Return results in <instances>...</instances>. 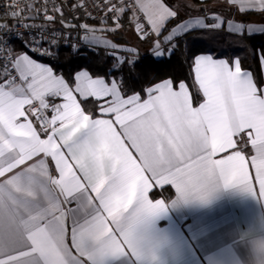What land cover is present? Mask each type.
Listing matches in <instances>:
<instances>
[{"label":"snow or ice","instance_id":"snow-or-ice-1","mask_svg":"<svg viewBox=\"0 0 264 264\" xmlns=\"http://www.w3.org/2000/svg\"><path fill=\"white\" fill-rule=\"evenodd\" d=\"M37 3L17 0L7 6L13 10L5 17L27 21L43 13L49 24L55 22L48 5ZM226 3L239 5L240 13L249 8L264 13V0ZM104 8L101 24L111 15L115 27L99 31L118 32L121 17L130 11L141 40L154 34L155 62L165 52L173 54L191 32L223 26L216 15L208 17L212 23L204 17L182 19L166 0H104ZM54 11L62 13V8L54 6ZM60 23L76 27L63 15ZM16 26L0 23V264H107L121 254L131 256L140 246L138 226L166 210L164 200L149 199L157 185H171L178 201L204 200L220 183L264 199V87L239 59L194 56L193 87L198 85L204 97L194 107L195 97L183 80L151 84L142 90L146 98L136 90V83L147 80V70L135 47L102 41L113 67L126 69L127 78L108 82L87 70L65 76L16 54L12 44L23 36ZM21 26L30 36L25 43L31 51L56 55L52 49L59 46V33L26 22ZM227 26L230 33L245 29L232 20ZM247 32L251 37L264 33V27L248 25ZM83 39L89 46L101 43L97 37ZM71 49L76 53L77 44ZM261 57L264 71V52ZM247 144L255 153L250 159L242 147Z\"/></svg>","mask_w":264,"mask_h":264},{"label":"crops","instance_id":"crops-1","mask_svg":"<svg viewBox=\"0 0 264 264\" xmlns=\"http://www.w3.org/2000/svg\"><path fill=\"white\" fill-rule=\"evenodd\" d=\"M166 2L178 9L182 14H185L183 16L185 20L190 17H204L207 23H212L213 21L209 20L208 17L212 15L221 17L223 26L215 31L250 39L264 35V33L254 32L249 37L247 32L248 25H252L254 28L264 27L263 13V15L246 16L250 12L261 13L257 9L249 8L246 12L240 13L238 11L239 5L232 6L230 3H226V0H166ZM65 12H67V9L62 6V13L59 12L55 16V22L59 26L65 27V25L60 23L61 15H63L66 24L76 25L75 29L78 33L75 37L87 45V41L83 39L85 36L88 39H92V37L100 38L101 43L99 45H88L93 50L95 47H104L102 43L104 39L110 40L106 32L99 31V29L105 27L104 24L100 22L92 24L85 18L79 21H70V23L64 14ZM227 20H232L234 23H242L245 25V29L239 33H230ZM180 22L178 20L175 23ZM0 23L11 24L10 20L1 16ZM175 23L169 25V29L175 27ZM45 24L49 28V23L45 22ZM81 24L97 31H86L79 27ZM208 31L211 30L202 29L191 33ZM124 32L130 38L133 36L132 34H137L134 24L128 30H124ZM164 34L166 35L167 33ZM151 37L154 42V34ZM12 47L15 49L16 54H27L30 58L40 63L48 64L47 60L51 58L49 56L30 54L26 52L25 46L17 41L12 44ZM43 47L46 48L48 46ZM168 55L165 52L161 59ZM152 57L156 59L153 55ZM214 58L227 59L230 62L239 59L229 55L220 58L214 56ZM261 58V55H259L261 86L264 87V71L261 70ZM193 83L194 73L192 71L191 85H186L195 97V107L204 101V97L201 92L197 91L198 85L193 87ZM141 95L146 98L145 93ZM57 102L60 101L58 100ZM128 147L133 156L138 159L135 149L131 145H128ZM242 147L244 154L249 159L255 154L250 144ZM231 151L219 153L214 158L221 159L225 155L230 154ZM51 167L54 170V164ZM256 188L258 191V185ZM149 199L153 200V202L156 199L164 200L166 210L150 217L138 226L136 235L140 241V246L131 256L121 254L118 257L110 258L107 264H264V199L252 195L240 186L225 187L222 183L217 185L204 200L189 199L187 201H178L175 189L171 185H164L163 188L158 185L155 186L150 190ZM70 231L69 221L67 239L69 245H71ZM73 254L75 255L74 249Z\"/></svg>","mask_w":264,"mask_h":264},{"label":"trees","instance_id":"trees-1","mask_svg":"<svg viewBox=\"0 0 264 264\" xmlns=\"http://www.w3.org/2000/svg\"><path fill=\"white\" fill-rule=\"evenodd\" d=\"M76 9V8H75ZM67 20L79 21L82 18L93 23H98L89 19L82 9L76 10V17L71 16L68 12L64 13ZM262 13L250 12L247 17L257 16ZM264 14V13H263ZM262 14V15H263ZM132 13L129 11L121 17L122 28L116 33L106 32L110 37V41L116 43L120 48L135 47L137 54L145 60L144 67L147 70V80H141L136 83L135 87L141 94L145 87L151 84L159 83L165 79H173L177 84L183 80L186 84L191 85L192 82V59L195 55L201 53H211L215 57L225 55L235 56L239 58L242 67L250 70L255 77L261 82L259 55L264 52V35L247 38L236 37L225 32L211 30L208 32L190 33L179 42V47L175 52L167 57L155 62L152 57L153 38L150 36L147 40H141L137 34L127 37L124 30L131 28L132 23L130 17ZM70 22V23H71ZM48 26V25H46ZM105 27H115L113 20H110L104 25ZM52 31L61 32L70 36H77L75 27H62L57 22L49 24ZM52 51L56 53L47 60V63L54 68L58 74L68 76L71 73L74 76L75 72L80 69H86L93 77L101 76L110 82L111 80H120L127 78V70L121 72L118 68H114L115 60L109 55V49L105 47H95L94 50H77L76 53L68 47L58 46ZM118 55L128 56L126 52H120ZM111 73L110 75H106ZM151 83H148V82ZM262 83V82H261ZM126 94H131L127 93ZM94 111L92 105L88 106ZM98 115V113H96Z\"/></svg>","mask_w":264,"mask_h":264},{"label":"built area","instance_id":"built-area-1","mask_svg":"<svg viewBox=\"0 0 264 264\" xmlns=\"http://www.w3.org/2000/svg\"><path fill=\"white\" fill-rule=\"evenodd\" d=\"M19 2L20 4H25V3H31L33 2V0H19ZM112 2L116 3L118 2V0H112ZM16 3H17V0H0V16L7 20H10L11 24L9 26L17 25L14 28L15 32L23 33V36L20 39H16L15 41L22 43L25 46L26 52H29L30 54H33V55H40L34 51H31V45H26L25 41L29 40L30 36L28 32L21 26V23L26 22L29 24H36L42 27H46V30L48 32H53V31L47 26H45L46 25L45 22L47 21L44 19L43 13L39 17L35 18L34 20H27V21H16V20L11 19L10 16L5 17L6 12L10 13L13 10V9H9L7 6L10 4H16ZM44 4L48 5V12H47L48 15L56 16L59 12L54 11V6H59L61 8L63 6L65 7V9H67V12H69L71 16L76 17L77 14H76L75 8L78 7V8H81L82 11H84L85 15L89 19L94 20L96 22H100L101 17H103L106 12V8H104V0H38L37 6L42 7ZM25 15H35V14L26 12ZM110 20H112L111 15H109L107 22ZM57 33H59V36H58L59 46L68 47L71 49V44L75 43L77 44V50H92V47H89L87 44H85L84 42H82L80 39H78L75 36L66 35L61 32H57ZM151 35L152 34H150V36ZM63 37H68L69 38L68 41L66 42L63 39ZM42 46H48V45L45 43Z\"/></svg>","mask_w":264,"mask_h":264},{"label":"rangeland","instance_id":"rangeland-1","mask_svg":"<svg viewBox=\"0 0 264 264\" xmlns=\"http://www.w3.org/2000/svg\"><path fill=\"white\" fill-rule=\"evenodd\" d=\"M180 15H181V18L183 19V16H184L185 14H182V13L180 12Z\"/></svg>","mask_w":264,"mask_h":264}]
</instances>
